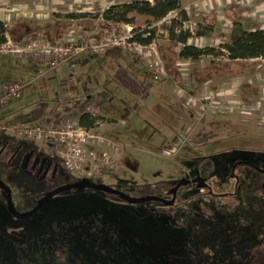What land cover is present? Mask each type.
I'll return each mask as SVG.
<instances>
[{"label": "rangeland", "instance_id": "1", "mask_svg": "<svg viewBox=\"0 0 264 264\" xmlns=\"http://www.w3.org/2000/svg\"><path fill=\"white\" fill-rule=\"evenodd\" d=\"M241 1L216 0V3L217 6L236 5L238 8L244 4ZM244 1L246 3L247 0ZM3 2H0V6L2 5L0 9L6 11L3 13L6 16L10 15L11 18L26 21L23 26L28 29V34L31 28L41 24L42 31L38 34L37 40L49 44H51L49 41L57 36L62 23L81 24L79 28L73 29L54 42L68 45L81 43L80 37L84 35L90 34L91 37L100 35V15L104 12L102 9L136 2L154 4V0H9L10 4L8 1L2 4ZM207 2L208 0H183V8L186 7L187 12H190L185 19L180 13L173 12L158 23L149 24L146 18L137 17L134 26H130L140 29L151 27L155 31L153 43L157 49L159 45H168L166 42L168 32L163 26L174 25L176 31L180 29L194 34L201 31L202 9ZM250 2L256 6L262 0H249ZM72 17L80 19L72 22L70 21ZM33 19L38 20V24H31L34 22ZM9 22V19H5L3 23L7 26ZM126 25L129 26L121 23L111 27L113 30L120 28L122 34L127 32ZM12 34L18 36L20 33ZM212 47L220 48V45L209 42L206 53L211 52ZM131 49L134 51V48ZM223 54L219 49L214 50L212 57L224 61L227 57ZM206 55L201 59L203 64L194 63L199 69L205 68L204 72L212 70L205 66L209 63L204 62L208 58ZM21 58L9 54L0 55L1 63L5 64L4 71L7 72L8 80L22 81L19 80L21 75L12 72L17 66L15 63L19 64ZM96 59L94 57L92 65H87L82 69V73L77 75L75 72L77 73V68L81 67H75L73 82H70L69 74H66L64 78L66 80L61 86L76 87L77 95L95 98L102 92L100 88L104 85L101 81L104 79L93 76L91 81L84 76L99 70L100 65L97 64L100 63V58ZM130 61V56H126L121 60L122 66L129 69ZM47 63L49 66L48 59L42 61L40 64L42 70L48 69ZM221 64L218 63V66L225 67ZM180 67L186 84L184 89H180L183 92L177 91L175 86L171 87L170 80L166 79L158 86V89L164 90L163 93L152 95L157 88H151L149 99L144 98L145 92L149 89L145 76L142 77L141 83L137 81L145 74L144 72L143 74L130 72L134 74L133 78L141 89L133 93L125 82L118 81L107 71L106 78L110 79L111 76V83L117 88L112 91L113 95L106 101L108 103H101V107H98L99 112L102 111L101 116L107 119L127 118L130 121L135 117L138 125L135 127L132 124L129 129L122 126H107L98 131L101 137L116 146L119 157L114 161L111 154L109 166L100 168L104 172L98 169L100 177L90 179L82 178L76 172L66 171L59 157L51 153L50 142L25 140L12 132L17 128L39 126L28 121L29 118L26 119L28 114L26 110L34 107V104L40 101V97L43 98L42 104L46 106L43 108L45 116L48 113V116L51 114L59 120L63 114L61 106L52 101V94L55 92L53 89L57 90L60 87L56 85L55 72L49 74L55 76L51 88L50 85L43 86L42 81L39 82L37 77L39 73H30L31 94L0 109V181L10 190L17 212H30L52 190L82 180L103 183L135 200L149 196L170 200V191L185 178L196 175L205 181L203 186L181 185L173 205L160 201L130 203L123 197L94 189L68 190L49 199L31 217L15 218L27 227L25 230L30 235L41 236L53 226L64 228L74 220L81 225V230L84 223H88V221L82 223L83 220L102 213L109 218L107 220L115 224L117 241L126 242L124 248L130 250L132 264H186L181 256L184 251L191 256L196 253L201 259H211V264H235L234 258L238 260L248 258L253 261L255 258L251 250L264 253V187L261 182H257L262 175L244 164L250 163L264 171V71L256 73L254 70L249 71L250 80L246 83L240 81L245 84H239L238 89L230 94L233 98L224 97L222 93L215 91L213 98L205 96L202 99L195 92L198 88H193L196 84L190 73L193 69L192 63L181 61ZM237 74L234 68L224 73L225 79L237 77ZM147 81L151 83L148 77ZM216 82L212 85L213 88L216 87ZM170 87L168 92L167 89ZM186 91L193 95L190 96ZM203 93L208 96V91L204 90ZM181 96H185L188 108L196 109L195 112L187 110ZM215 102L218 103L213 104ZM109 103L111 104L108 105ZM195 103L197 105L194 106ZM238 103L241 105L240 108H232ZM207 104L208 108H197L198 105L206 107ZM159 106L169 110V114L166 113L168 116L164 115L166 121L157 113L160 112ZM242 106L244 110L241 109ZM68 110L71 114L66 113L65 120L77 122L75 111ZM172 117L177 118L178 123L171 124L168 119ZM44 123L45 121L42 124ZM29 149L42 153L57 165L55 178L50 174L44 176L39 175V172L34 173L32 167L24 165V157ZM116 248L121 251L123 247ZM262 256L264 257V254ZM197 261L198 259L195 260ZM254 264H264V258Z\"/></svg>", "mask_w": 264, "mask_h": 264}, {"label": "crops", "instance_id": "2", "mask_svg": "<svg viewBox=\"0 0 264 264\" xmlns=\"http://www.w3.org/2000/svg\"><path fill=\"white\" fill-rule=\"evenodd\" d=\"M4 1V2H3ZM9 3V0H7ZM6 0H0V2H3L2 4H6L7 3ZM214 2V3H213ZM244 4L239 5V7L237 8L236 5L233 6H217L216 0H208V2L206 4L203 5V15H202V26L203 28H201V31H197L195 34L192 32H189L191 34V37L188 39L187 41V45L189 46H193L196 47L198 49H202L204 54L199 57V58H192L189 56H181V52H183V47L184 45L180 42H178L177 40V36L179 35V31H176V27H170L171 29H165L168 32V34L166 35V42L168 45H159L158 48L156 49V46L154 43L149 45V48L152 49V51L146 50H140V49H135L134 51H130L129 53H126L124 57H122L121 59L116 56V57H110L108 55L104 54H93V53H85L83 55H81L80 57H78L77 59L72 60V62H70V64L73 65V67H71V69H73L77 66H80L81 68H77V73L75 72V75L79 74L80 72L82 73V69L85 68L87 65H92L91 62L94 61V57L95 58H100V63H98L97 65H100V68L98 71L93 72V74L88 75V76H84L86 79L92 81V77L93 76H100V79L103 78L104 80H102L101 83L102 85H104L102 88H100V91L102 90V92H100V94H97V96L95 98L90 97V98H83L81 94L76 93V87L75 88H71L70 87H62L61 85L63 84V82L66 80L64 79L66 74H69V68L70 66L68 65V63H64L58 66V73L57 70L55 69V76H56V85L60 86L59 89H53V91H55L52 94V101L56 102L58 105L61 106L62 110V116H65L66 113H70L68 109H72L74 112V115H76V121L78 122V108L80 106V104H82L85 101H89L88 105L89 107L87 108V110H93L95 113V118H97V126L95 128H91L94 129V131L96 133H98V131L100 129H103L104 127L107 126H122V127H126V128H131L132 124L135 125V127L138 125L135 122V117H133V119L130 121L127 118L126 119H107L101 116L102 111L99 112V106L101 107V103H104L108 100V98L110 97V95H113V90L115 88H117V86L112 85L111 81H112V77L110 76V79L106 78V73L107 71H109L110 75H114L115 78H117V80H121L123 82H125L127 84V86L129 87L130 91L133 93L138 92V90H141L139 88L138 83H141L143 80L142 77L145 76V81H146V85L147 88H149L147 90V92H145V96L144 98L149 99L150 97V92L149 90L152 89H156V91L152 92V95H160L162 94L164 90L158 89V86L160 84H163L162 82H164L166 79L170 80L171 82V87L175 86V88L177 89V91H182L180 89H184L186 87V84H184V78H183V73H182V69L180 67L181 65V61H185L187 63H192L193 65V69L191 70V74L193 76V80L195 81L194 84H196L195 88H198L197 90H195V92H197V95H199L202 99L206 97H209L210 99L213 98V93L215 91H218L219 93H222L224 95V97H232L230 94L237 90V86H240L241 84H245L246 82H248L249 76L250 74L248 73L251 70H254L253 72H258L264 71V59L262 58H257V59H249V60H234V61H230L228 58H225V62L224 61H218V59H215L214 57H212L214 54V50H220L221 52H223L224 56H226V53L224 51V49L222 48L228 41H230L231 35H232V31L233 28L236 24V22L238 24L241 25V28L243 30H248V31H255V30H264V0H262V2H258V4L255 6V4L253 2L249 3V0L243 2V0L241 1ZM248 2V3H247ZM10 4V3H9ZM2 7V5L0 6ZM9 7V6H8ZM207 7V8H206ZM108 8L102 9L101 11H105ZM186 16L190 14V12H187V8L184 7L183 8ZM5 10L3 11V9H0V21L5 22V19H9V23L7 25L8 27V37H12L10 38V40L13 39H20L22 36L28 34V29L25 28L26 26H23V24L26 22L22 19H17V18H11L10 15L6 16ZM245 15L247 17H245ZM25 19H27L28 17H24ZM34 22H31V24H38V20H34ZM70 21H73L72 19H70ZM74 21H78V20H74ZM41 22V21H40ZM100 22H102V17L100 15ZM63 24L66 23H62L61 24V28L60 31L62 29ZM40 26H35L33 28H31V32L32 31H42L41 24H38ZM169 28V27H168ZM30 29V28H29ZM30 31V30H29ZM59 31V32H60ZM20 33L18 34V36H14L12 33ZM58 32L57 36L60 34ZM10 34V36H9ZM67 34V33H66ZM65 35H62L61 37H64ZM155 41V40H153ZM152 41V42H153ZM209 42L212 43H216L218 45H220V48H215L212 47V51L211 52H207V48L209 47ZM15 43V42H14ZM217 46V45H216ZM205 48V49H204ZM208 53H210V55H208ZM132 54V55H131ZM173 54L176 55V57L173 58ZM207 54V55H206ZM1 55V54H0ZM208 56L207 59L204 60V62L208 61L209 63H207V65H204L209 68L211 71H206L204 72L203 70L205 69H199L197 66L194 65V63H200L203 64L201 61V59H203L204 56ZM48 56V55H46ZM126 56H130V64H129V69H126L125 67L122 66L121 60H123ZM158 57L160 59V61L163 63L164 67L166 66V64H169L170 62L174 61V68L177 72H179V74L182 77V83L178 84L177 82H175L172 77H170V73H168V70H166L167 76L164 78L163 81H161L160 83H149L147 81V77L149 79V76L147 75V73L145 72V69L142 67V63L148 60H151V58L153 57ZM19 57V56H17ZM21 62L18 64L17 62L15 63L17 66L15 69H12V72L16 73L17 75H21V77L19 78V82H14L11 80H8L7 78V72L4 71L5 68V64L1 63V59H0V88L3 85H7V83H21L24 85L23 89L20 91V96L16 99H14V101H12L10 104L6 105L9 106L11 104H13L14 102L19 101L22 97H24L25 95L28 96V94H31L30 89H31V82H32V76L30 73H39V75L37 76L39 79V82L42 81L43 86H49L51 88L52 86V82H54V77L55 76H49V74H52V72H48V69L46 68V70H42V68L40 67V64H42V60H36V59H32V56H21ZM51 58V56H48V60ZM96 59V60H97ZM33 60V61H31ZM44 60V59H43ZM114 60L115 63L112 61ZM222 63V66H225L223 68L218 66V63ZM96 63V62H95ZM48 64V63H47ZM217 65V66H215ZM111 67H113L111 69ZM219 68V70H217V68ZM206 68V69H207ZM238 73L237 77H232V78H227L225 79V75L224 73L226 71H229L231 69H233ZM166 69V68H165ZM40 70V72H39ZM200 70V71H197ZM220 70H222V72H220ZM87 71V70H85ZM111 71V72H110ZM145 72L144 75H141L140 80L138 79L137 81H139L138 83L136 82L134 77V74H130V72H141L140 74H143V72ZM202 71V73H201ZM196 72H199L200 74H203V76L201 75V86H198V82L199 80H196V78H199L196 75ZM213 72V73H212ZM246 73V74H245ZM190 74V76H191ZM59 80H58V79ZM195 78V79H194ZM199 78V79H200ZM36 80V79H35ZM62 81V82H60ZM104 81V82H103ZM217 81V82H216ZM240 81H244L245 83H240ZM73 82V81H70ZM217 83L216 87L213 88V84ZM252 82V80H251ZM77 83V82H76ZM240 84V85H239ZM125 85V84H124ZM56 86V87H57ZM126 86V85H125ZM106 89H103V88ZM170 88L167 89V91H170ZM210 87V88H209ZM29 88V89H28ZM58 88V87H57ZM189 87H187V89H189ZM103 90H109L110 92L107 91H103ZM202 90V91H201ZM206 90L208 91V96L205 95V93H203V91ZM183 92V91H182ZM187 93H189V95H193L190 93V91H186ZM158 93V94H157ZM203 93V94H201ZM179 94V93H178ZM177 94V95H178ZM204 95V96H203ZM182 101H185L184 106L187 108L188 111H193L195 112L196 109H191L188 108L187 104H186V98L185 96H181L180 97ZM233 98V97H232ZM55 99V100H54ZM194 99V98H193ZM195 100V99H194ZM198 100V99H197ZM201 101V100H200ZM43 103V98L40 97V101L36 102L34 104V107H31L30 109H27L26 111H28V114L26 115V119L29 118L28 121H31V123L38 125L40 122L42 123L44 121V119H49L51 117V114L48 113L46 114V116L44 115V110L43 108L46 106ZM108 102H106L105 104H107ZM201 103V102H200ZM210 103V102H209ZM212 103V102H211ZM218 102H215L213 104H216ZM111 103H109L108 105H110ZM28 105V104H27ZM107 105V106H108ZM197 105L196 103L194 104V106ZM4 106V107H6ZM240 104L238 103L237 106L232 107L237 109V107L240 108ZM2 107V108H4ZM209 105L207 104L206 107L205 106H201L198 105V109L200 108H208ZM1 108V109H2ZM111 108V107H110ZM160 112L157 111L158 115L160 116V118L163 121H166L164 115L168 116L166 113L169 114V110H167V108L164 107H160ZM241 109H243V106L241 107ZM163 110V112H162ZM244 110V109H243ZM190 111V112H191ZM73 115V114H72ZM171 116L172 113H171ZM43 120V121H41ZM169 122L172 123H178L177 118H169L168 119ZM14 121V119L12 120ZM40 123V125H41ZM129 126V127H127ZM174 128V127H173ZM176 128V127H175ZM99 134V133H98ZM100 135V134H99ZM109 142V141H108ZM110 144L113 145V143L109 142ZM116 147V146H115ZM131 152V151H130ZM113 157H114V161L115 159L117 160V158L119 157V151L114 152L113 153Z\"/></svg>", "mask_w": 264, "mask_h": 264}, {"label": "trees", "instance_id": "3", "mask_svg": "<svg viewBox=\"0 0 264 264\" xmlns=\"http://www.w3.org/2000/svg\"><path fill=\"white\" fill-rule=\"evenodd\" d=\"M182 3L183 0H154L153 5L149 2H136L110 7L101 14L100 35L97 37L90 36V38L99 40L105 30L111 29V26H118L121 23L134 26L137 17L146 18L150 24V22L158 23L166 19L169 14L178 12L185 19L186 14L183 11ZM79 19V17H72L73 21ZM73 23L63 24L60 34L49 41L50 45H54V42L58 41L62 35L81 26V24L76 22ZM173 26H163V28L171 29L170 27ZM117 29L120 32V28ZM8 30V27L0 21V44L5 43V34L8 33ZM38 34H40V31L36 32L35 30L22 36L20 39H13V42L19 45L33 44L35 41H38ZM145 34L146 36H144ZM83 37L85 38L86 35ZM154 37L155 31L151 29L135 35L133 42L146 46L155 39ZM190 37L191 34L188 31H179L177 40L184 45L183 52L180 54L181 56L186 55L192 58H199L204 52L202 49L187 45ZM222 48L230 61L264 59V30H243L241 25L236 22L230 41ZM129 52L114 48L106 51L105 55L112 58L118 56L121 59ZM174 57H176L175 54H173ZM47 58V56H44L41 60H47ZM70 62L68 63L69 66L71 65ZM173 64L174 61L166 64L165 68L170 73V77L178 84H181L182 77L175 70ZM196 75L200 78L202 74L196 72ZM199 78H196V80H199L198 86H201V78ZM163 80L164 78L161 81ZM88 102L85 101L80 104L78 108V122L87 128H95L98 121L97 118L87 113ZM2 107L4 106H1L0 109ZM47 120L44 119L45 122ZM100 184L104 185L103 183ZM12 217L8 211L6 195L0 189V264H132L133 257L129 253L130 250L124 248L126 242L117 241L118 235L115 224L111 220H107L109 218L103 216L102 213L94 215L91 219L83 220L82 223L86 221L88 223H84V227L81 230V225L78 224L77 220H74L65 225L64 228L53 226L41 236L30 235L25 230L27 227L21 221ZM117 246H122V250L117 249ZM251 254L255 260L250 261L248 258L238 260L234 258V263L254 264V262L258 260L262 261L264 258L262 256L264 253L251 250ZM193 255L191 256L185 251L181 253L186 264H211V259H201V256L196 255V253ZM197 259L198 261L195 262ZM129 260L131 261L130 263Z\"/></svg>", "mask_w": 264, "mask_h": 264}, {"label": "built area", "instance_id": "4", "mask_svg": "<svg viewBox=\"0 0 264 264\" xmlns=\"http://www.w3.org/2000/svg\"><path fill=\"white\" fill-rule=\"evenodd\" d=\"M125 28L127 32L122 34L117 29H107L99 40L90 38V35H86L85 38L81 36V43L75 45L61 43L50 45L40 40L33 44L19 45L12 42L6 33L5 43L0 44V54L19 57L29 55L36 60H40L46 55L51 56L48 60V72H52L60 64H67L75 57L85 53L104 54L114 48L127 52L133 51L131 48L152 51L149 45L153 42L146 46L133 42L135 35L151 30V27L139 29L126 25ZM71 67H73L72 64L69 68V80L73 81L74 71ZM142 67L152 83H159L167 76L166 69L158 57L154 56L151 60L143 62ZM23 87L24 85L21 83L3 85L0 88V107L6 106L18 98ZM87 113L95 116L93 110H87ZM65 117L62 116L56 120L51 116L42 125L17 128L13 132L25 140L50 142L51 153L59 157L66 171L76 172L86 179L100 177V168L109 166L113 153L117 152L116 147L96 133L94 129L65 120Z\"/></svg>", "mask_w": 264, "mask_h": 264}, {"label": "water", "instance_id": "5", "mask_svg": "<svg viewBox=\"0 0 264 264\" xmlns=\"http://www.w3.org/2000/svg\"><path fill=\"white\" fill-rule=\"evenodd\" d=\"M183 184H185L184 180L175 187V194H176L177 189ZM0 189L6 195L8 211L10 212V214L14 218H17V219H26V218L31 217L32 215L37 213L40 210V208H42V206L49 199H51L52 197H54L55 195H57L59 193H62V192L68 191V190H72V189H94V190H98V191H101V192H104L107 194H112V195L123 197V199H125L126 201H129L130 203H135V204H142V203L149 202V201H160V202H163L165 204L171 205L175 201V197L171 201H166V200L161 199V198L156 197V196H149V197H144V198L135 200L132 197L127 196L124 193L117 191V190H114V189L107 187L105 185L96 184V183H93V182L88 181V180H82V181H78L76 183H71L69 185L60 186V187L52 190L51 192L46 194L43 197V199H41V201H39L38 205L32 211L27 212V213H19L14 208V203L12 200V195H11L10 190L1 181H0Z\"/></svg>", "mask_w": 264, "mask_h": 264}, {"label": "flooded vegetation", "instance_id": "6", "mask_svg": "<svg viewBox=\"0 0 264 264\" xmlns=\"http://www.w3.org/2000/svg\"><path fill=\"white\" fill-rule=\"evenodd\" d=\"M24 162H25L24 165L28 164V168L32 167L34 173L39 172V175L43 174L44 176H48L50 174L54 178L57 175V171H58L57 165H55L53 163V161L49 160L47 156L43 155L40 152H36L34 149H29L26 152L25 157H24ZM244 164L246 166L252 167L255 170V172L262 175L260 180H258L257 182H261L262 187H264V171H263V169H261L258 166H255V165L252 166V164H250V163H244ZM74 183H76V182H74ZM184 183L185 184H197L199 186L205 185L204 179H201L200 176H196V175H193L192 177L185 178ZM178 189H177V191H178ZM177 191H176V194H177ZM176 194H175V188H174L173 190L170 191L171 199L166 200V201H171L174 197L176 199ZM173 204H171V205H173Z\"/></svg>", "mask_w": 264, "mask_h": 264}]
</instances>
